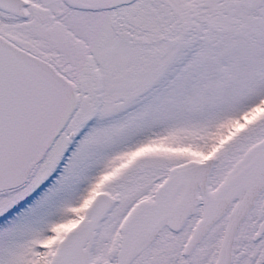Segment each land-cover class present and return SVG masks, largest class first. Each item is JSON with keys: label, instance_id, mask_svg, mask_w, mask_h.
Instances as JSON below:
<instances>
[{"label": "snow or ice", "instance_id": "obj_1", "mask_svg": "<svg viewBox=\"0 0 264 264\" xmlns=\"http://www.w3.org/2000/svg\"><path fill=\"white\" fill-rule=\"evenodd\" d=\"M0 264H264V0H0Z\"/></svg>", "mask_w": 264, "mask_h": 264}]
</instances>
